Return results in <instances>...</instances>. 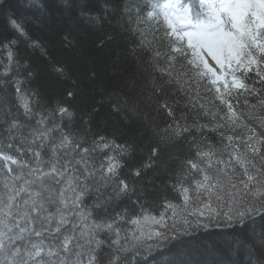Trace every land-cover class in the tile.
Segmentation results:
<instances>
[{
    "label": "snow or ice",
    "instance_id": "1",
    "mask_svg": "<svg viewBox=\"0 0 264 264\" xmlns=\"http://www.w3.org/2000/svg\"><path fill=\"white\" fill-rule=\"evenodd\" d=\"M98 2L100 0H0V26H7L19 36L28 37L27 24L32 21L45 27L63 21L67 27L73 21L83 23L86 17L93 19L91 14L97 11L95 5ZM102 3L104 12L111 8L115 15L120 10V0H102ZM125 7L131 14L132 5L126 4ZM142 12H146L147 17L153 20L162 17V22L166 25V66L159 62V51L155 54V60L144 55L145 41L142 39L138 45L139 51L133 48L130 53L140 61L136 74L118 81L113 91L105 93L98 74L92 71L88 75L89 84L86 87L99 88L100 99L85 110L83 123L87 127L83 132L84 137L93 135V145L96 147L108 149L114 145L121 152H129L132 146L127 142L124 145L115 143V135L123 134L121 127L114 128L111 140L106 135L92 133V123L105 106L109 116L119 117L118 124L128 126L143 123L148 128L151 122L145 121V112L149 104H153L157 111L164 109L169 116L173 115L170 101L176 103L186 99L192 107L203 109L205 105L195 101L191 93L198 91L193 83L197 86L207 83L214 88L216 99L226 109H221L223 114L219 116L215 112L205 113L216 120L215 128L223 129L221 135L227 136L229 141L233 136L228 133H236L237 129H243L248 139L243 142L244 152L239 147H233L231 151L226 148L219 154L211 148L208 151L198 149L196 156L207 158L206 167H201L203 161H197L193 156L184 157L182 175L178 180L182 185L180 195L185 202L189 200L190 192L209 197L215 194L219 199L223 186L222 173L226 174L237 165L247 176L248 182H260L264 179V165L257 171L254 161L258 153L255 144L264 140V0H153L150 9L146 7ZM69 35H74V30H70ZM65 39L68 40V37ZM108 40L115 42L116 38L109 35ZM32 43L34 47L39 46L38 41ZM67 46L69 49L73 48L71 40H68ZM206 56L211 57L219 66L220 75L209 68ZM9 60H12L11 52ZM66 63L67 61H57L55 71L63 75ZM236 72H254L259 78L260 90L255 86L250 87L242 77L235 75ZM29 75L34 76L35 70H30ZM225 75L231 76L230 83ZM16 92L21 101L20 106L30 116L32 110L29 98L22 93L19 81ZM242 92L249 95L255 93L260 99L251 104L245 100L241 105L239 97ZM157 94L162 97V102L159 98L153 102V96ZM34 95L40 96L41 92L37 90ZM75 95V92L67 93L69 98ZM59 112L69 118L74 115L63 106L59 108ZM10 126L16 128L18 125L13 120ZM206 126L198 125V128ZM185 131H189L187 126L178 130L157 131L159 143L153 147L151 158H155V162L164 167L162 157L171 155V151L178 147L175 139ZM36 138L40 140V144L33 152L35 163L0 151V161L3 162L0 164V171L6 170L0 190V264H82L85 252L81 250L84 247L81 240L84 232L75 217L79 216L84 220V226L87 227V218L80 212V208L83 197L89 190V185L84 181L95 179L89 166V155L93 149L73 143V150L80 148V152L71 157L65 152L61 156L58 155L59 149L68 148V136H62L59 147L47 136V130L40 132ZM46 138L50 141L51 151L47 161L42 159L39 150ZM235 138H239V133ZM7 146L12 147L11 144ZM225 152L228 157L226 160ZM11 165L16 168L13 169ZM118 167L119 163L113 162V158L109 157L107 171L115 174ZM145 167H152V163ZM193 170L201 173L202 178L192 177L189 186L184 187V178L190 176ZM133 175L142 178L140 169L134 170ZM172 187L173 190L176 189L175 184ZM232 187L235 188V185ZM248 187L249 183H245L244 188ZM129 191L128 183L120 180L115 194L128 196ZM131 193L139 202L140 192L133 187ZM52 207H55V211L51 210ZM96 207H102L99 199ZM205 207L210 209L211 205L206 204ZM199 215L205 214L200 212ZM238 216V226L232 231L209 233L202 242L205 253H214L220 257L218 261L214 257L211 264H264V199L259 202V206L254 204L238 213ZM112 227V223L94 225L95 229ZM88 235L91 237L92 234ZM116 235H119L118 230ZM87 243L88 264H98L92 244L99 247L100 241L92 237ZM112 243L116 244L117 241L113 240ZM182 245L183 242H180V245L154 255L149 254L144 257V264H208L206 260H197ZM113 259L110 255L109 264H112ZM115 259H119V251L116 252Z\"/></svg>",
    "mask_w": 264,
    "mask_h": 264
},
{
    "label": "trees",
    "instance_id": "2",
    "mask_svg": "<svg viewBox=\"0 0 264 264\" xmlns=\"http://www.w3.org/2000/svg\"><path fill=\"white\" fill-rule=\"evenodd\" d=\"M126 4L132 5L131 14L125 7ZM148 6V0H132V3L120 0V10L113 15L111 8L107 12L103 11L104 5L100 0L95 5L97 11L91 14L93 19L86 17L83 23L73 21L67 27L63 21L57 25L50 24L48 27L32 21L27 24L28 37L19 36L7 26H0V151L35 163L33 152L40 144V140L36 137L40 132L53 131L56 128L61 129L62 134L52 136L47 133V136L53 141H58L57 147L62 136H68L70 141L67 148L68 157L80 152V148L73 150V143L93 149L89 155V166L95 179L89 178L88 181H84L89 185V190L84 196L85 203H82L80 208V212L84 211V207L88 209L91 217L86 220L87 227L79 216L75 219L81 222V226L86 228L85 231L92 234L89 239L94 237L95 240L99 238L102 241L99 247H94L98 264H109V256L112 255L115 259L117 251H119L117 264H144L142 247L150 251V248H146L149 243L157 248L162 243H171L174 238L189 234L191 228L186 226L185 220L200 224L202 230L208 234L232 231L238 226V213L251 208L254 204L259 206V202L264 199V186H262L264 179L260 182H248L246 176L240 179L237 189L231 190L227 185L228 190L225 192V188L222 187L219 199L215 194L209 197L190 192L189 200L185 205L182 203V206L178 207L171 200L173 197L183 200L180 195L182 185L178 180L182 175L181 165L184 157L193 156L197 161H203L201 167H206L207 158L196 156L198 149L208 151L211 148L217 154L226 148L227 151H231L233 147L245 151L243 142L248 139V135L243 129H237L236 133L229 132L228 135L233 136L229 141L227 136L221 135L223 129L215 128L216 120L213 116L205 114L215 112L219 116L223 114L221 109H224L216 99L214 88L207 83L199 86L193 83V87L198 88V91L191 93L195 101L205 105L203 109H199L198 106L192 107L186 99L176 103L170 101L173 115L169 116L164 109L157 111L153 104H149L145 112V121L151 122L148 128H145L143 123H133L128 126L118 124L119 117L109 116L105 106L92 123V133L106 135L111 140L114 128L119 126L123 129V134L115 135V143L124 145L127 142L132 147L129 152H121L116 148L122 165L116 169L115 174L111 173L107 176L102 172L95 174L91 165L98 162L100 148L93 145V135L84 137L83 132L87 126L83 123V117L87 107L99 101L100 89L95 86L86 87L89 84L88 75L95 71L105 93L113 91L118 81L136 74L140 61L130 53L133 48L139 51L138 45L142 39L145 41L144 55L148 59L155 60L157 59L155 54L159 51L161 53L159 62L166 66L168 38L165 36L166 28L162 21L150 20L146 12L145 20L138 19L141 16L138 13ZM70 30H74V35H69ZM109 35L116 38L115 42L108 40ZM65 37L72 41V49L68 48V40ZM162 40L163 44H161ZM33 41H38L39 46L34 47ZM9 52L15 60H9ZM57 61H67L63 75L55 71L54 66ZM30 70H35L34 76L29 75ZM8 72L11 76L4 80V74ZM235 75L242 77L250 87L255 86L258 91L260 90L259 78L254 72L246 74L236 72ZM18 81L22 93L29 98L32 110L30 116L26 115L23 107L20 106L21 101L16 92ZM37 90L41 92L40 96L34 95ZM69 91L75 92L76 95L69 98L67 96ZM158 98L162 102L159 94L153 96V102ZM239 99L240 104L243 105L245 100L250 104L256 103L260 97L255 93L249 95L247 92H242ZM62 106L67 107L74 115L69 118L66 114H61L59 108ZM13 120L17 122L16 128L10 126ZM40 121L43 122L38 123ZM193 121L196 123L194 124ZM198 125L207 126L198 128ZM184 126H187L189 131L183 132L175 139L178 147L171 151L170 156L166 154L162 157L165 164L161 167L159 162H155V158H151L153 147L159 143L157 131L178 130ZM237 133H239L238 139L235 138ZM48 142L50 141L46 138L43 147L39 148L41 153L46 150L51 152ZM9 144L12 145L11 148L7 146ZM255 147L258 153L254 162L259 171L264 165V140L256 143ZM248 154L251 155L250 150ZM48 158L43 160L47 161ZM227 158L225 152L224 159ZM149 163H152V167H145ZM10 167L16 168L15 165ZM136 169L141 170L142 178L133 175ZM234 171L235 168L229 169L226 174L222 173L224 179L235 177ZM3 177L4 175L0 173V190L3 187ZM192 177L202 178V174L193 170L190 176L184 178V187L189 186ZM120 180L128 183L130 189L128 196L115 194ZM245 183H249L248 188H244ZM173 184L176 185L175 190ZM133 187L140 192L139 202L131 193ZM98 199L102 201V207H96ZM206 204H210L211 208L205 207ZM161 208L165 211V215L161 213ZM51 210L55 211V207ZM200 212H204L205 215L200 216ZM143 218L152 219L162 225L160 226L162 235H155L158 236L156 241H153V234L149 237L143 236L145 232L134 226L133 221ZM127 220L133 223H127ZM98 223H112L113 227L95 229L94 225ZM206 236L200 237V240L204 242ZM113 240L117 243L113 244ZM86 242L85 239L81 240L86 247L81 249L85 252L82 264H88L89 260ZM197 246L198 249L204 250L202 246ZM214 257L217 261L220 259L213 253L208 261L211 262Z\"/></svg>",
    "mask_w": 264,
    "mask_h": 264
},
{
    "label": "bare ground",
    "instance_id": "3",
    "mask_svg": "<svg viewBox=\"0 0 264 264\" xmlns=\"http://www.w3.org/2000/svg\"><path fill=\"white\" fill-rule=\"evenodd\" d=\"M127 2L132 3V0H127ZM143 8H144V6H143ZM139 14H141V16H139L138 19L140 18L141 20H145V17H146L145 12L140 11L138 13V15ZM152 25H154V27L156 26L155 24H152ZM13 60H15L14 56H12V60L11 61H13ZM10 76H11V73L8 72V73L4 74L3 78L5 80L6 78H9ZM4 80H3V83H4ZM191 97H193V96L191 95ZM47 133H49L52 136H54V135L57 136L58 134H62V130L56 128L53 131L52 130H47ZM67 151H68V149L60 148L58 153L63 154L65 152H67ZM50 155H51V152H49L48 150H46L45 152L41 153L42 159H47V157H50ZM97 157H98V159H97L98 162H95V163H93L91 165V167L95 171V174H97L99 172H102L104 174V176H107L108 174H111V173H109L107 171V167H108V164H109V157L113 158V162H118L119 166L122 165V160L119 157V155H117L116 147L114 145L111 148H108V149L100 148L99 155ZM77 159H78V157H77ZM2 163L3 162L0 161V164H2ZM4 171H6V170H4ZM4 171H0V173H2L4 175ZM209 171H212V170L210 169ZM115 172H117V170H115ZM234 172H235V177L228 178L227 180L224 179V177H223V186L222 187L225 188V192L228 190L227 185H228V187L231 190L237 189L238 188L237 185H238V182L240 181V179L246 177L243 174V170L239 167V165H237L235 167V171ZM232 185H235V188H233ZM69 195H71V193H69ZM85 200H86V198L83 197V203H85ZM171 200L174 201L175 204L178 205V207L182 206V203H183V205H185V201L181 200V198H179V197H173ZM230 201H232V200H230ZM160 211H161V213H163L165 215V211L163 210V208H161ZM82 213L84 214V216L87 219L89 217H91V215L90 216L88 215L89 211L85 207H84V211H82ZM81 221L83 222L84 220H81ZM185 221H186L185 222L186 226L191 228V230L189 229L190 230L189 234L183 235L182 237H179V238H174L175 240L170 241L171 243H167V242L166 243H162L161 246H159L157 248L156 247H152V245L149 243L148 245H146V248H150V251L149 250L147 251L144 247H142L143 250L141 249L143 256L145 257V256H147L149 254H153L154 255V254H156L159 251H163V250H166V249L171 248L173 246L180 245V242H183L182 246L186 250H190L193 257H195L197 260H206V261H208V259L213 256V253H210V252L209 253H205L204 250L202 251V250L197 248V247H199L197 245H200V246L202 245L201 244L202 240H200V237L206 236V235H208V233H205L202 230V228H201L202 226L200 224L193 223L191 220H185ZM126 222L130 223V224L133 223L132 221H128V220ZM133 224H134V226H138V228L140 230L145 232V234L143 236H148L149 237L150 234H153V233H156V232H160V230H159L160 226L152 224V222L151 221L150 222L147 221L146 218L138 219ZM170 224H172V223H170ZM81 228H82V231L84 232V236L82 238V240H84L85 239L84 237L88 236V232L85 231L86 228H83L82 226H81ZM77 234L79 235V233H77ZM96 240L101 241L99 238H96ZM83 248H86V247L84 246ZM144 257H143V260H144ZM117 263H118V261L116 259H113L112 264H117ZM208 264H209V262H208Z\"/></svg>",
    "mask_w": 264,
    "mask_h": 264
},
{
    "label": "rangeland",
    "instance_id": "4",
    "mask_svg": "<svg viewBox=\"0 0 264 264\" xmlns=\"http://www.w3.org/2000/svg\"><path fill=\"white\" fill-rule=\"evenodd\" d=\"M205 59L207 60V63H208L209 68H212L213 71L216 72L217 75H220L221 70L219 69V66H217V65L215 64V61H213V60L211 59V57H209V56H206ZM229 83H230V82H229ZM54 142H56V143H54V144L56 145L58 141H54ZM48 146H50V142H48ZM58 155H61V154L58 153ZM147 221H149V222L151 221L152 224H155V225H157V226H162V225L159 224V222L155 223V221L152 220V219H148ZM160 223H161V221H160ZM160 228H161V227H160ZM160 228H159V230H160ZM138 229H139V228H138ZM139 230H140V229H139ZM141 231H142V230H141ZM157 233H160V232L153 233V241H156V240L158 239V236H155V235H157ZM89 237H90V236H88L87 238L85 237V240H86L87 242H88V240H90ZM147 237H148V236H147ZM87 242L85 243V245H88ZM152 243H154V242H152ZM92 247L94 248V247H96V246H95L94 244H92ZM212 260H213V259H211V261H212ZM208 262H209V264H211L210 261H208Z\"/></svg>",
    "mask_w": 264,
    "mask_h": 264
}]
</instances>
